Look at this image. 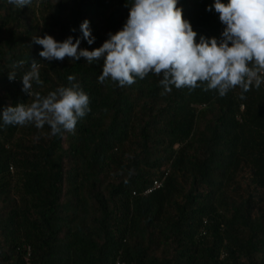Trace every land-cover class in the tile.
Returning a JSON list of instances; mask_svg holds the SVG:
<instances>
[{
  "label": "trees",
  "instance_id": "1",
  "mask_svg": "<svg viewBox=\"0 0 264 264\" xmlns=\"http://www.w3.org/2000/svg\"><path fill=\"white\" fill-rule=\"evenodd\" d=\"M133 2L33 0L20 9L0 0V113L31 102L21 77L32 60L43 81L34 92L68 87L72 75L90 98L74 132L0 120V264H264V82L243 99L239 87L221 97L206 84L165 93L153 73L101 84L103 57L48 61L32 42L72 36L92 51L123 28ZM214 3L177 0L197 43L221 39L225 25L207 10Z\"/></svg>",
  "mask_w": 264,
  "mask_h": 264
},
{
  "label": "clouds",
  "instance_id": "2",
  "mask_svg": "<svg viewBox=\"0 0 264 264\" xmlns=\"http://www.w3.org/2000/svg\"><path fill=\"white\" fill-rule=\"evenodd\" d=\"M7 2L22 9L30 7L33 0ZM212 7L225 25L219 41L200 36L197 43V32L184 19L177 0H134L123 28L109 33V39L92 51L80 49L81 39L73 42L72 36L58 42L48 34L35 35L32 42L42 46L39 56L48 61L83 57L92 64L103 57L102 74L97 78L101 84L110 78L121 87L130 86L136 78L144 79L153 73L162 76L159 83L165 93H170L173 86L195 89L206 84L205 91L216 90L221 97L239 87L243 99V93L252 86L258 89L264 82V0H228L227 4L215 0L207 10ZM80 31L91 45L95 37L87 19L81 23ZM24 64L20 60L11 67ZM40 68L41 63L32 60L30 70L21 77L22 91L32 98L31 102L5 107L0 120L5 126L31 123L38 129L47 124L52 135L74 132L78 119L90 111L88 94L72 75L67 78L68 87L60 86L47 95L34 92L33 83L43 84ZM16 78V71H10L8 79Z\"/></svg>",
  "mask_w": 264,
  "mask_h": 264
},
{
  "label": "built area",
  "instance_id": "3",
  "mask_svg": "<svg viewBox=\"0 0 264 264\" xmlns=\"http://www.w3.org/2000/svg\"><path fill=\"white\" fill-rule=\"evenodd\" d=\"M16 105H13V107H15ZM167 176V173L164 174L161 178L155 179L152 183V185L147 188L145 190V194L148 195L150 193H152L153 191H155L156 189H159L163 186L164 184V180ZM114 264H127L124 260H122L121 258H118Z\"/></svg>",
  "mask_w": 264,
  "mask_h": 264
}]
</instances>
